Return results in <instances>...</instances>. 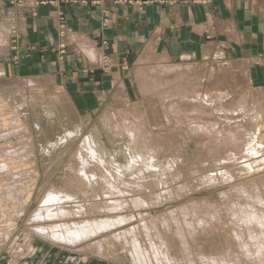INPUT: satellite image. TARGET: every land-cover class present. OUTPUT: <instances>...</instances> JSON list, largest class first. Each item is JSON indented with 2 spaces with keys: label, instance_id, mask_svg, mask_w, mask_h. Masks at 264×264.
<instances>
[{
  "label": "rangeland",
  "instance_id": "rangeland-1",
  "mask_svg": "<svg viewBox=\"0 0 264 264\" xmlns=\"http://www.w3.org/2000/svg\"><path fill=\"white\" fill-rule=\"evenodd\" d=\"M55 29L62 59L74 41L63 13ZM202 49L88 90L0 59V264H136L135 250L144 264H264V68ZM162 65L192 68L152 76ZM241 211L261 223L243 226Z\"/></svg>",
  "mask_w": 264,
  "mask_h": 264
},
{
  "label": "crops",
  "instance_id": "crops-1",
  "mask_svg": "<svg viewBox=\"0 0 264 264\" xmlns=\"http://www.w3.org/2000/svg\"><path fill=\"white\" fill-rule=\"evenodd\" d=\"M49 1L0 0V59L17 61V67L33 75L77 90L102 85L105 76L116 75L122 66L160 56L190 57L213 45L232 49L224 54L227 61L248 60L250 70L264 68V0H132L119 5L114 0L96 5ZM58 13L65 16L74 39L62 59L55 29ZM11 32L15 44L9 48ZM89 46L96 61L102 55L108 58L111 72L98 71L81 52Z\"/></svg>",
  "mask_w": 264,
  "mask_h": 264
},
{
  "label": "bare ground",
  "instance_id": "bare-ground-1",
  "mask_svg": "<svg viewBox=\"0 0 264 264\" xmlns=\"http://www.w3.org/2000/svg\"><path fill=\"white\" fill-rule=\"evenodd\" d=\"M208 17V16H207ZM209 30V29H208ZM1 42V41H0ZM93 48L92 47H85V48H83L82 47V50L84 51V54L86 55V56H89V59H92V58H95L94 57V51L92 50ZM83 53V52H82ZM95 54H96V52H95ZM161 57V56H160ZM159 57V58H160ZM161 60L160 61H162L163 60V62H164V59L166 60V58H163V57H161L160 58ZM185 59V58H184ZM187 59V58H186ZM185 59V60H186ZM158 60V59H157ZM182 60V59H181ZM185 60H183V61H185ZM189 68H192V67H190V65H188V66H182V65H177V66H164V65H162V66H159V67H157V68H155L154 69V74L152 75V76H156V77H158V76H161V75H164V74H168L169 76L171 75V74H174V73H179V72H183V71H189L190 69ZM192 71V70H191ZM150 73V72H149ZM247 73V72H246ZM246 73H244L245 75H246ZM180 74V73H179ZM189 74V73H188ZM190 74H191V72H190ZM220 75V74H219ZM237 77V76H236ZM242 78V77H241ZM240 79V78H239ZM150 80H152V79H150ZM222 80V79H221ZM242 81V80H241ZM247 81V80H246ZM246 81H245V84H246ZM243 83V82H242ZM244 84V83H243ZM242 84V85H243ZM244 84V85H245ZM229 85V84H228ZM239 87H241V85H239ZM238 87V88H239ZM240 89V88H239ZM239 89H237V90H239ZM228 90V89H227ZM229 91V90H228ZM230 91H236V89H232V90H230ZM227 93V92H226ZM243 93V92H242ZM255 93V92H254ZM228 94V93H227ZM248 94H249V92H248ZM249 96V95H248ZM227 97V96H226ZM256 97V96H255ZM254 97V98H255ZM228 98V97H227ZM231 98V97H230ZM194 100V99H193ZM172 105V104H171ZM172 106H174V105H172ZM172 108V107H171ZM179 110V109H178ZM201 110V109H200ZM179 112V111H178ZM169 114V113H168ZM192 114V113H191ZM201 117V116H200ZM198 118V117H197ZM198 120V119H197ZM125 122V121H124ZM242 125V124H241ZM240 125V126H241ZM202 126V125H201ZM207 127V126H206ZM202 128V127H201ZM208 128V127H207ZM206 128V129H207ZM243 128V127H242ZM203 129V128H202ZM209 129V128H208ZM140 129H137V128H134V130L131 132L130 131V133H132L133 134V132L134 133H137V135L139 134V131ZM196 130L197 129H194V130H192L193 132H196ZM199 130V129H198ZM210 130H212L211 128H210ZM202 131V130H201ZM205 131V130H204ZM247 131V130H246ZM258 132V131H257ZM253 133V132H252ZM251 134V133H250ZM252 135H254V134H252ZM131 137H133V138H137V139H139V140H141V138L138 136V137H135L134 136V134H133V136L132 135H130ZM255 137H256V133H255V135H254ZM253 138V136L251 137V139ZM246 141H248V140H246ZM254 141H255V139H254ZM253 144V143H252ZM251 144V145H252ZM249 146V145H248ZM143 148V147H142ZM250 148V151L249 152H252V154L253 153H257V151L258 150H256L257 148H254V147H249ZM156 155V154H155ZM140 156H142L141 155V153L139 154V157ZM102 160V159H101ZM102 162V161H101ZM121 171V170H120ZM78 173V172H77ZM83 173V172H82ZM92 174V173H91ZM116 174V173H115ZM105 178V177H104ZM104 178H103V180H104ZM108 179L110 180V178L108 177ZM179 180H181V179H179ZM117 182V181H116ZM119 182H120V180H119ZM178 182V181H177ZM192 182V181H191ZM114 183V182H113ZM209 184V183H208ZM106 186V185H105ZM111 187V186H110ZM137 187H143V188H147L146 187V185L144 186V185H141V184H139ZM244 188V187H243ZM101 190H103V188L101 189ZM247 190V189H246ZM106 191H108L109 192V190H106ZM105 191V192H106ZM117 191H119V190H117ZM104 192V191H103ZM113 192V191H112ZM120 193H121V191H119ZM62 194H64V193H62ZM104 194V193H103ZM107 194V193H106ZM113 194H115V192L113 193ZM122 195H120L121 197H123L124 195H123V193H121ZM108 195H109V193H108ZM117 195H118V193H117ZM223 195V194H222ZM64 196V195H63ZM68 196V195H67ZM70 196H72V195H70ZM102 196H104V195H102ZM126 196V195H125ZM60 197V196H59ZM58 196H57V198H59ZM110 197H111V195H110ZM75 198V197H74ZM107 198H108V196H107ZM112 198V197H111ZM119 199V198H118ZM124 199H125V197H124ZM139 199V198H138ZM106 200H108V199H106ZM117 200V199H116ZM115 200V201H116ZM135 200V199H134ZM68 201V200H67ZM109 201V200H108ZM120 201V200H119ZM126 201V200H125ZM125 201H124V203H125ZM131 201H133L132 199H131ZM141 201V200H140ZM107 202V201H106ZM121 202V201H120ZM111 203V202H110ZM109 203V204H110ZM113 203V202H112ZM133 203H135V202H133ZM132 203V204H133ZM138 203V202H137ZM114 204V203H113ZM117 205V204H116ZM107 206H109V205H107ZM121 206V205H120ZM125 206H129L128 204H126ZM124 207V206H123ZM136 207V206H135ZM126 208V207H125ZM115 210V209H114ZM113 210V211H114ZM204 210V209H203ZM67 211V210H66ZM70 211H72V210H70ZM111 211H112V209H111ZM112 211V212H113ZM44 212V211H43ZM181 212V211H180ZM242 212V211H241ZM246 212H247V210H246ZM46 213V212H45ZM51 213V212H50ZM68 213V212H67ZM73 213V212H72ZM238 213V212H237ZM65 214V213H64ZM69 214V213H68ZM199 214V213H198ZM246 214V213H245ZM253 214H255V212L253 213ZM44 215V214H43ZM77 215V214H76ZM176 215V214H175ZM186 215V214H185ZM206 215V214H205ZM222 215V214H221ZM241 221L244 223L243 224V226L245 225V222H251V223H253V225H258V224H256L257 223V217H258V214H257V217H255L254 218V216H249V215H244L243 214V212L241 213ZM209 216V215H208ZM249 216V217H248ZM264 216V215H263ZM119 217V216H118ZM123 217V216H122ZM122 217H120V218H122ZM177 217V216H176ZM260 217H262V216H260ZM116 218V217H115ZM127 219H125V220H130V219H128V217H126ZM202 218H203V216H202ZM201 218V216H200V218H197L196 220H201L202 219ZM263 218V217H262ZM119 219V218H118ZM204 219V218H203ZM206 219V218H205ZM204 219V220H205ZM259 219V218H258ZM107 220V219H106ZM110 220H112V219H110ZM116 220V219H115ZM261 220V219H260ZM264 220V219H263ZM263 220H262V223H263ZM99 222H101V220L99 221ZM183 222V221H182ZM203 222V221H202ZM258 222H260V221H258ZM96 223V222H95ZM127 223V222H126ZM186 223V222H185ZM189 225H191L192 223L191 222H187ZM196 223H198V221L196 222ZM261 223V222H260ZM77 224V223H76ZM106 225L105 226H108L107 225V223H105ZM118 224V223H117ZM201 224V223H200ZM204 224V223H203ZM68 225V224H67ZM93 225H94V223H93ZM186 225V224H185ZM188 225V226H189ZM66 226V225H65ZM109 226H111V225H109ZM122 226V225H121ZM247 226H251V224L249 225V224H247ZM262 226V228L264 227V224L263 225H261ZM64 227V226H63ZM77 227V226H76ZM82 227V226H81ZM81 227H79V228H81ZM86 227V226H85ZM85 227H83L82 229H81V233H91V231H88V230H90V229H88V228H85ZM143 227V226H142ZM147 227V226H146ZM190 227V226H189ZM254 227V226H253ZM73 228V227H72ZM93 228H97L96 226H94ZM144 228V227H143ZM247 228V227H246ZM249 228H251V227H249ZM98 229V228H97ZM102 229V228H101ZM101 229H100V232H101ZM190 229V228H189ZM195 229V228H194ZM72 230V229H71ZM76 230H79V229H76ZM75 230V231H76ZM110 230V229H109ZM192 230V229H191ZM252 230V229H251ZM263 230V229H262ZM59 231V230H58ZM249 231V230H248ZM55 232V231H54ZM63 232V231H62ZM69 232H70V229H69ZM73 232V231H72ZM65 232H63V234H64ZM77 233V232H76ZM75 233V234H76ZM249 233H250V231H249ZM248 233V234H249ZM253 233H255V232H253ZM62 234V233H61ZM60 234V235H61ZM66 234H68V232L66 231ZM72 234V233H71ZM70 234V235H71ZM73 234H74V232H73ZM72 234V235H73ZM92 234V233H91ZM251 234V233H250ZM77 235V236H76ZM76 235H74L75 237H77L78 238V233L76 234ZM87 235H90V234H87ZM67 236V235H66ZM66 236H64L63 237V239H65V237ZM80 236V235H79ZM248 236H253V235H248ZM68 237V236H67ZM62 239V240H63ZM66 239H69V241H70V238H66ZM116 239H119V238H116ZM59 240H60V238H59ZM76 240V239H75ZM250 240H252L253 241V237H251V239ZM56 241V240H55ZM61 241V240H60ZM68 241V240H67ZM133 241V240H132ZM79 242V241H78ZM136 242H137V240H136ZM136 242H134V243H136ZM69 243V242H68ZM74 243V242H73ZM73 243H70V244H73ZM259 243V242H258ZM261 243H263V242H261ZM260 243V244H261ZM253 244H254V242H253ZM255 246H256V244H254ZM101 246V245H100ZM136 244H134V248L136 249ZM161 246V245H160ZM159 246V247H160ZM164 246V245H163ZM255 246L254 247H252V248H254V250H255ZM260 246H262V245H260ZM259 247V246H258ZM140 248V247H139ZM138 249V248H137ZM256 250L257 251H254V252H258L259 254H261V255H263L264 256V251L262 250V252H259V250L257 249V246H256ZM99 251V250H98ZM99 253H101V252H99ZM257 253V254H258ZM104 254V253H103ZM103 254H102V256H103ZM150 254V253H149ZM253 254V253H252ZM98 255H100V254H98ZM102 256H100V257H102ZM259 256V255H258ZM132 257V259H133V262H135L136 264H144L146 261L144 260V258L142 257V256H140L139 255V251H136L135 250V255H133V256H131ZM259 257H261V256H259ZM259 257H258V259H259Z\"/></svg>",
  "mask_w": 264,
  "mask_h": 264
},
{
  "label": "built area",
  "instance_id": "built-area-1",
  "mask_svg": "<svg viewBox=\"0 0 264 264\" xmlns=\"http://www.w3.org/2000/svg\"><path fill=\"white\" fill-rule=\"evenodd\" d=\"M61 2V1H63V0H54V3L55 2ZM86 1H91V0H83V3H87ZM125 1H127V0H125ZM93 3L95 2V1H92ZM51 3H53V2H51ZM96 3V2H95ZM64 29V28H63Z\"/></svg>",
  "mask_w": 264,
  "mask_h": 264
}]
</instances>
